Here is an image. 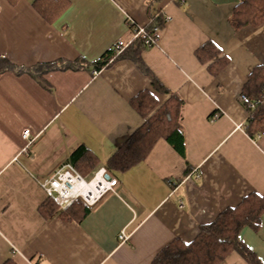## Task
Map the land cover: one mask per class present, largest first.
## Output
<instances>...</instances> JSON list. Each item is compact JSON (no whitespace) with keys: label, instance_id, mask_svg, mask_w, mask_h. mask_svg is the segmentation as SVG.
I'll return each mask as SVG.
<instances>
[{"label":"crops","instance_id":"obj_1","mask_svg":"<svg viewBox=\"0 0 264 264\" xmlns=\"http://www.w3.org/2000/svg\"><path fill=\"white\" fill-rule=\"evenodd\" d=\"M36 3L65 7L49 20ZM0 4V57L25 68L93 64L118 41L132 38L128 17L142 26L159 19L158 44L143 49L141 58L182 101L186 144L182 157L159 139L141 163L108 171L110 158L145 122L134 99L145 91L160 105L170 98L155 91L130 57L97 75L93 69L48 72L43 78L50 89L29 74L0 75V264H152L173 241L190 243L201 227L246 197L264 196V133L246 132L250 111L239 100L249 75L264 67V22L249 23L250 0ZM240 10L237 26L233 18ZM204 47L208 60L201 62L197 52ZM217 110L223 114L211 122ZM26 129L32 143L23 136ZM82 147L90 161L76 170L88 181L106 169L118 181L115 193L80 222L45 218L39 209L51 198L41 183ZM240 239L264 264V212L260 228L244 227ZM220 264L251 263L232 252Z\"/></svg>","mask_w":264,"mask_h":264},{"label":"trees","instance_id":"obj_2","mask_svg":"<svg viewBox=\"0 0 264 264\" xmlns=\"http://www.w3.org/2000/svg\"><path fill=\"white\" fill-rule=\"evenodd\" d=\"M10 1L15 3L17 0ZM250 6V8L245 9L251 16L249 23L253 26L261 25L264 22V0H250ZM35 7L40 10L45 18L53 20L65 6L55 7L36 3ZM242 13L244 10H240L234 15L233 23L237 26L239 25L237 18ZM143 49L145 46L142 41H136L119 58L130 57L137 67L150 78L155 91L161 94H169L170 98L163 105H160L149 91H145L134 99L133 105L145 122L110 158L107 165L109 172H126L141 163L147 158L159 139L166 140L182 157L186 155L185 136L180 124L182 101L176 94H171L162 86L146 67L141 58ZM204 51H206L205 47L197 52V57L201 62L208 60V57L203 56ZM112 55V50H110L93 64L85 63L82 60L75 62L58 61L42 63L29 68L19 67L5 57H0V75L7 72L16 75L29 74L42 87L50 89L43 78L44 74L60 70H101L109 65ZM243 94L254 101H259L256 109L250 111L248 128L246 129L251 137H256L264 133L263 66L257 67L249 75ZM89 161L83 147L76 150L70 160L71 164L78 170L80 163H89ZM92 207L85 204L81 199H77L69 207L61 210L53 200L48 199L39 210L45 218L57 215L66 221L80 222L88 215ZM263 212L264 196L250 195L237 207L224 211L215 221L201 227L198 236L192 242L183 243L176 240L170 243L157 254L152 264H220L232 252L239 253L251 264H260L255 255L241 241L240 233L244 227H251L254 230L260 228Z\"/></svg>","mask_w":264,"mask_h":264},{"label":"built area","instance_id":"obj_3","mask_svg":"<svg viewBox=\"0 0 264 264\" xmlns=\"http://www.w3.org/2000/svg\"><path fill=\"white\" fill-rule=\"evenodd\" d=\"M1 9V4H0ZM171 17H166L165 22L171 21ZM127 26L132 30V38L130 40H120L112 48V57L109 64L123 55L136 41L141 40L145 48H152L158 44V33L160 30V20L156 17L150 19L148 25L142 26L137 24L132 18L126 20ZM100 70H94L93 75H97ZM264 99V96H263ZM242 104L247 106L249 111H254L259 101H254L248 96L242 94L239 97ZM223 112L217 110L211 117L210 121L214 122L222 116ZM245 128V127H244ZM23 136L29 143L33 142L30 137V131L24 130ZM107 170L102 168L94 175L91 180H85L76 168L67 163L63 165L50 179L41 183V187L46 191L48 197L61 208L66 209L77 199H81L88 206L96 205L106 194L115 193L118 185L117 179L110 177ZM128 239L125 231L121 232L120 241L124 242Z\"/></svg>","mask_w":264,"mask_h":264},{"label":"water","instance_id":"obj_4","mask_svg":"<svg viewBox=\"0 0 264 264\" xmlns=\"http://www.w3.org/2000/svg\"><path fill=\"white\" fill-rule=\"evenodd\" d=\"M106 178H107V179H109V178H110V176H109V175H107V176H106Z\"/></svg>","mask_w":264,"mask_h":264}]
</instances>
